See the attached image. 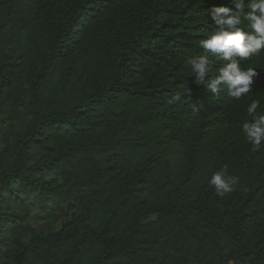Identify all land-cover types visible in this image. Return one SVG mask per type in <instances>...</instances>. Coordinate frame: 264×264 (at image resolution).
Segmentation results:
<instances>
[{"label":"trees","instance_id":"obj_1","mask_svg":"<svg viewBox=\"0 0 264 264\" xmlns=\"http://www.w3.org/2000/svg\"><path fill=\"white\" fill-rule=\"evenodd\" d=\"M214 6L0 0V264H264V142L242 132L264 49L250 93L207 91L188 60L226 63L200 47Z\"/></svg>","mask_w":264,"mask_h":264},{"label":"clouds","instance_id":"obj_2","mask_svg":"<svg viewBox=\"0 0 264 264\" xmlns=\"http://www.w3.org/2000/svg\"><path fill=\"white\" fill-rule=\"evenodd\" d=\"M232 4L233 8L214 6L211 9L210 16L217 28L207 39L200 41L201 48L219 54L218 59L226 62L218 74L210 76L214 61L207 55L192 57L188 63L207 91L218 94L226 87L227 94L239 100L253 90L254 79L259 75L253 67L242 69L241 61L264 49V0H232ZM245 8L250 11L245 13ZM244 20L247 21V31L241 27ZM259 107L255 100L250 103L246 112L251 119L242 123V132L254 147L264 142V112H258ZM208 183L214 186L218 196L223 197L236 190L239 177L229 175L225 166L215 171Z\"/></svg>","mask_w":264,"mask_h":264},{"label":"rangeland","instance_id":"obj_3","mask_svg":"<svg viewBox=\"0 0 264 264\" xmlns=\"http://www.w3.org/2000/svg\"><path fill=\"white\" fill-rule=\"evenodd\" d=\"M35 226H40L43 223V220L41 218L36 217L33 221Z\"/></svg>","mask_w":264,"mask_h":264}]
</instances>
